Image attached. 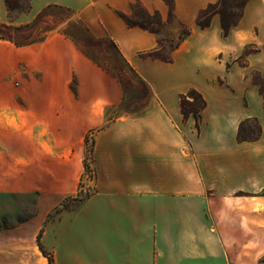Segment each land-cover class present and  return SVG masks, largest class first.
Here are the masks:
<instances>
[{
	"label": "crops",
	"instance_id": "1",
	"mask_svg": "<svg viewBox=\"0 0 264 264\" xmlns=\"http://www.w3.org/2000/svg\"><path fill=\"white\" fill-rule=\"evenodd\" d=\"M29 1L17 19L70 10L150 88L141 113L108 122L121 82L74 39L0 37V195H37L28 225L42 224L35 240L53 264H264V95L249 76L264 77V0H247L228 35L219 14L197 24L218 0ZM135 3L161 14L156 32L121 17ZM164 40L174 43L171 61L144 55ZM191 88L207 102L199 128L181 110ZM253 117L261 137L240 142L241 121ZM92 131L94 192L49 216L81 192Z\"/></svg>",
	"mask_w": 264,
	"mask_h": 264
},
{
	"label": "rangeland",
	"instance_id": "2",
	"mask_svg": "<svg viewBox=\"0 0 264 264\" xmlns=\"http://www.w3.org/2000/svg\"><path fill=\"white\" fill-rule=\"evenodd\" d=\"M223 2L222 8L232 13L234 17L241 13L243 7L241 0H223ZM28 6V0H8L7 4L4 0L0 2L1 35L17 44L40 41L52 32L70 36L78 43L86 57L121 82L124 98L120 104L106 109L107 121L135 116L144 110L149 101L148 90L126 67L114 43L108 37H94L83 25L74 20L70 10L62 7L47 8L36 14L29 22L17 19L21 13L30 11ZM127 16L132 22L148 24L156 30L160 28L159 19L156 16H147L138 4L133 6L132 12ZM161 42V48L156 55L167 57L174 43L165 40ZM249 76L253 82L260 80L256 71L250 72ZM262 83L264 87V81ZM193 98L195 100L190 97V101H194L190 104L197 101L195 96ZM187 107L191 110L189 104ZM247 128L257 130V124L249 123ZM93 140L92 131L86 140L84 154L87 167L82 176L81 192L77 195L82 198L94 192ZM74 198H66L64 203L72 207L75 205ZM36 200V194L0 195V264H43V252L35 240V234L42 228V224L36 223L32 227L28 225L38 212ZM54 214L55 210L49 216ZM18 227L20 228L17 229Z\"/></svg>",
	"mask_w": 264,
	"mask_h": 264
},
{
	"label": "trees",
	"instance_id": "3",
	"mask_svg": "<svg viewBox=\"0 0 264 264\" xmlns=\"http://www.w3.org/2000/svg\"><path fill=\"white\" fill-rule=\"evenodd\" d=\"M4 1H5L6 4L8 3V0H4ZM241 1L243 2V7H242L241 13L237 17H234L232 13H230L229 11L227 12V10L225 11L222 8V6L224 4L223 0H218L217 3L210 4L209 6H207L206 8H204L200 12V14H199V16L197 18L198 26L201 27V28H206V27L210 26L212 17L215 14H219L220 20H221V26H222V28L224 30L225 35H228L230 29L233 26H235L236 24H238V22L240 21V19L243 16L244 6H245L247 0H241ZM136 4H138L141 7L143 12L147 16H149V17L156 16L159 19L158 24L159 25L162 24L163 20H162L161 14L158 11H155V12L152 13V12H149L148 10H146L140 3H135L134 5H136ZM28 8L30 9V1H29ZM48 8H50V7H48ZM120 15L126 21V23L129 26H139L141 28L150 30L152 32H156L157 31L156 29L152 28L148 24H143V23L130 21L128 16L126 14H124V13H120ZM171 15H173V13H171ZM183 29H184V32L181 34V39H184L186 36H188L190 34V28L183 27ZM0 37L3 38V39L11 41V39H8V38L4 37L1 34H0ZM32 42H36V41H32ZM32 42L25 43V44H30ZM15 44H17V43H15ZM25 44H17V45H25ZM156 52H158V50L144 53V55L151 56V57H154V58H161V59H163L165 61H171L172 60L170 55L167 56V57H160V56L156 55ZM124 63L126 65V67L135 75V77L137 79H139L145 85V88L149 92L150 88H149L148 84L141 78V76L138 74V72L129 63H127V62H124ZM257 74L260 76V80L254 82V83L259 87L260 92L264 95V87H263V83H262L264 81V77L262 75H260L259 72H257ZM191 96H192L193 100H195V98H193V96H195L196 100H197L193 104H190V102H194V101H190V97ZM188 104L190 105L191 110H188V107H187ZM180 105H181V110H182V113L184 114V117L188 118L190 115H193L195 117V119H196L197 127L199 128L201 117H202V111L206 108V105H207V102H206L205 98L203 97V95L197 89L191 88L187 93H184V94L181 95V97H180ZM253 122L257 124V130H253L251 128H247V125L249 123H253ZM262 132H263V126L260 124L258 118H256V117L247 118V119L241 121V123L239 125L238 140L240 142L255 141V140H258L261 137ZM86 167H87V165H86ZM74 199L75 200H82L83 198L77 196ZM68 208H70V207L66 203H64V201H63L61 203V205L58 208H56L55 213H59L60 210L68 209ZM38 245L40 247V250L43 252V254L48 256L49 264H53V259H52L51 255H50V253L44 248V246L41 243V234L38 235Z\"/></svg>",
	"mask_w": 264,
	"mask_h": 264
}]
</instances>
